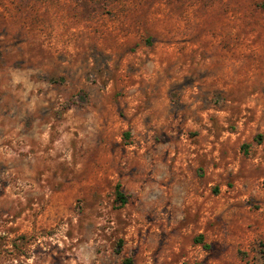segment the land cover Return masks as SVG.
<instances>
[{"label": "rangeland", "instance_id": "rangeland-1", "mask_svg": "<svg viewBox=\"0 0 264 264\" xmlns=\"http://www.w3.org/2000/svg\"><path fill=\"white\" fill-rule=\"evenodd\" d=\"M126 258L264 264V0H0V264Z\"/></svg>", "mask_w": 264, "mask_h": 264}, {"label": "trees", "instance_id": "trees-1", "mask_svg": "<svg viewBox=\"0 0 264 264\" xmlns=\"http://www.w3.org/2000/svg\"><path fill=\"white\" fill-rule=\"evenodd\" d=\"M119 185H117V188H116V193L117 195L120 197V198H123V195H122V192L119 190ZM124 264H131L130 260L129 259H125L124 260Z\"/></svg>", "mask_w": 264, "mask_h": 264}]
</instances>
